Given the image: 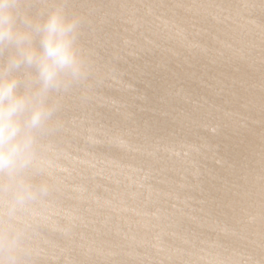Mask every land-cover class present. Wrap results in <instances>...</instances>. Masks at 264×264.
<instances>
[{
  "label": "water",
  "instance_id": "water-1",
  "mask_svg": "<svg viewBox=\"0 0 264 264\" xmlns=\"http://www.w3.org/2000/svg\"><path fill=\"white\" fill-rule=\"evenodd\" d=\"M65 4L89 71L40 138L29 264H264V0Z\"/></svg>",
  "mask_w": 264,
  "mask_h": 264
},
{
  "label": "clouds",
  "instance_id": "clouds-1",
  "mask_svg": "<svg viewBox=\"0 0 264 264\" xmlns=\"http://www.w3.org/2000/svg\"><path fill=\"white\" fill-rule=\"evenodd\" d=\"M27 0H0V264H29L32 235L52 191L39 153L59 127L61 93L86 78L78 36L83 17L65 0L32 15Z\"/></svg>",
  "mask_w": 264,
  "mask_h": 264
}]
</instances>
